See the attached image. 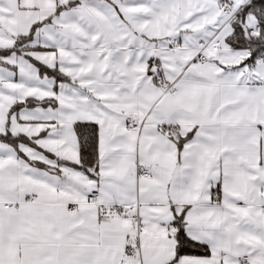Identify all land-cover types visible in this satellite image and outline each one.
I'll return each instance as SVG.
<instances>
[{
  "label": "snow or ice",
  "instance_id": "1",
  "mask_svg": "<svg viewBox=\"0 0 264 264\" xmlns=\"http://www.w3.org/2000/svg\"><path fill=\"white\" fill-rule=\"evenodd\" d=\"M0 264H264V0H0Z\"/></svg>",
  "mask_w": 264,
  "mask_h": 264
}]
</instances>
